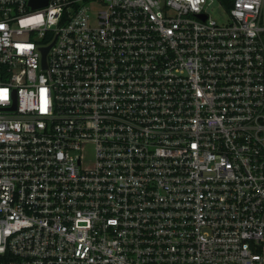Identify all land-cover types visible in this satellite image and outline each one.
Listing matches in <instances>:
<instances>
[{"label": "built area", "instance_id": "2783aa9c", "mask_svg": "<svg viewBox=\"0 0 264 264\" xmlns=\"http://www.w3.org/2000/svg\"><path fill=\"white\" fill-rule=\"evenodd\" d=\"M0 264H264V0H0Z\"/></svg>", "mask_w": 264, "mask_h": 264}, {"label": "rangeland", "instance_id": "374dc122", "mask_svg": "<svg viewBox=\"0 0 264 264\" xmlns=\"http://www.w3.org/2000/svg\"><path fill=\"white\" fill-rule=\"evenodd\" d=\"M208 11L212 17L220 22L227 19L226 11L217 2L211 4Z\"/></svg>", "mask_w": 264, "mask_h": 264}, {"label": "water", "instance_id": "95a60500", "mask_svg": "<svg viewBox=\"0 0 264 264\" xmlns=\"http://www.w3.org/2000/svg\"><path fill=\"white\" fill-rule=\"evenodd\" d=\"M31 2H32L33 4H43V3L46 2V0H31ZM203 17H204V15H203ZM44 49L46 50L47 47L44 48Z\"/></svg>", "mask_w": 264, "mask_h": 264}]
</instances>
